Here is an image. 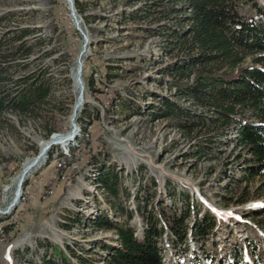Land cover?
I'll list each match as a JSON object with an SVG mask.
<instances>
[{
    "label": "rangeland",
    "instance_id": "1",
    "mask_svg": "<svg viewBox=\"0 0 264 264\" xmlns=\"http://www.w3.org/2000/svg\"><path fill=\"white\" fill-rule=\"evenodd\" d=\"M79 1L82 9L75 0L73 7L88 40L77 28L69 0H0V17L8 14L0 24V37L29 26L47 39L30 61L31 68L47 67L52 81L47 113L48 128L54 131L47 139L33 118L6 115L8 120L0 125L1 211L14 199L25 164L54 135L59 141L71 132L80 93L79 59L86 89L76 119L77 135L54 143L38 161L41 164L32 167L17 205L0 212V264L59 260L54 245L67 252L73 264H105L102 243L115 245L117 236L108 224L96 220L129 224L141 235L146 226L137 197L146 215H156L165 229H170L174 217L191 209L185 219L190 231L187 243L176 249L167 234L161 242L165 264H218L233 245L255 247L258 264H264V172L246 175L245 150L231 140L213 151L210 161L190 157L196 138L186 137L171 119L157 114L165 99H174L172 83L178 80L165 68L185 52L165 44L156 29L175 21L143 14L142 7L153 0ZM256 3L264 6V0ZM240 11L246 16L256 12L252 3L243 4ZM46 50L53 52L42 56ZM102 169L118 173V196L99 186ZM207 212L216 223L202 250L190 233Z\"/></svg>",
    "mask_w": 264,
    "mask_h": 264
},
{
    "label": "trees",
    "instance_id": "2",
    "mask_svg": "<svg viewBox=\"0 0 264 264\" xmlns=\"http://www.w3.org/2000/svg\"><path fill=\"white\" fill-rule=\"evenodd\" d=\"M245 3L253 4L255 15H243L240 10ZM75 4L82 9L79 0ZM145 4L143 14H159L161 21L167 18L175 21L160 24L156 33L164 38L165 44L180 46L185 52L165 68L166 73L178 76V80L172 83L174 99H165L157 114L171 119L172 125L186 137L196 138L190 157L210 161L212 152L222 150L231 140L245 150V174L263 173L264 6L256 0H153ZM7 17L8 14L1 16L0 24ZM46 41V37L29 26L11 29L0 37V125L8 120V113L26 115L33 118L48 139L54 132L48 128L47 113L52 102V81L46 74L47 67L31 68L30 61L36 48L46 45ZM52 52L46 50L42 56ZM248 60L250 64H246ZM93 84L89 80L90 88ZM104 171L100 170L97 178L99 186L109 195L118 196L121 189L118 173ZM26 185L27 179L24 188ZM137 198L138 212L146 226L141 235L129 224H111L101 217L96 220L108 224L117 236L115 245L102 243L107 251L105 264H165V249L161 245L165 235H169L176 249L188 241L190 231L185 219L190 207L184 215L172 219L170 229H165L156 215H146ZM127 214L131 216L132 212ZM215 223L216 217L207 212L191 227L190 235L200 249L204 250ZM11 227L5 228L9 231ZM53 249L59 260L46 257L38 264H73L71 256L59 245ZM76 257L83 262L82 257ZM259 261L255 247L246 250L233 245L218 264Z\"/></svg>",
    "mask_w": 264,
    "mask_h": 264
},
{
    "label": "water",
    "instance_id": "3",
    "mask_svg": "<svg viewBox=\"0 0 264 264\" xmlns=\"http://www.w3.org/2000/svg\"><path fill=\"white\" fill-rule=\"evenodd\" d=\"M69 3L71 4V8H72V14H73V19L74 21L76 22V25H77V28L83 32L82 28H81V24H80V21L77 19V14H76V11L73 7V0H69ZM85 37H86V40H88V36L87 34H85ZM83 54V53H82ZM81 54V55H82ZM79 66L77 68V71H76V81L78 82L79 86H80V96L79 98H76V101L78 102L80 100V103H81V106L83 105L84 103V96H85V92H86V89H85V85H84V82L82 80V73H83V64H82V60L79 59ZM82 101V102H81ZM80 111V110H79ZM78 112H75L73 117H72V120H71V124H72V130L71 132L68 134V135H65L64 138L62 140H59L57 142H54V141H50L48 142V144L46 146H44L43 150L41 149L40 151V154H46L47 155V152L51 149V146L55 143H63V142H67V141H70L72 140L76 135H77V124H76V119L78 117ZM34 165V163L32 165H29L28 167H26L23 172L21 173L20 175V178H19V181H18V184H17V190H16V193H15V197L14 199L11 201V203L8 205L7 209L4 210V211H1L2 213H7L11 208L15 207L22 195V192H23V187H24V182L25 180L27 179V176L28 174L30 173V171L32 170L31 167Z\"/></svg>",
    "mask_w": 264,
    "mask_h": 264
},
{
    "label": "bare ground",
    "instance_id": "4",
    "mask_svg": "<svg viewBox=\"0 0 264 264\" xmlns=\"http://www.w3.org/2000/svg\"><path fill=\"white\" fill-rule=\"evenodd\" d=\"M76 86H77V88L80 90V86H79V84H78V82L76 83ZM79 96H80V93H79ZM79 96H78V98H79ZM85 98V97H84ZM82 102V101H81ZM80 106H81V103H80V100L77 102L76 101V103H75V105H74V111H73V115H74V113L75 112H78V110L80 109ZM73 117V116H72ZM55 137H54V139L52 140V141H54V142H56V141H58V137H56V136H58V135H54ZM60 138V137H59ZM63 138H61V140H62ZM48 144V143H47ZM46 144V145H47ZM45 145V146H46ZM44 148V147H43ZM43 150V149H42ZM43 155L44 154H39L36 158H33V159H31V160H29L26 164H25V166L26 167H28L29 166V164L30 165H32L33 163H34V165L33 166H35L37 163H39L38 161H40L41 159H42V157H43ZM32 161H34L33 163H32ZM39 164H41V163H39ZM63 164V163H62ZM32 166V167H33ZM25 167V168H26ZM32 167H31V169H32ZM78 190H80L79 188H78ZM22 196V195H21Z\"/></svg>",
    "mask_w": 264,
    "mask_h": 264
},
{
    "label": "built area",
    "instance_id": "5",
    "mask_svg": "<svg viewBox=\"0 0 264 264\" xmlns=\"http://www.w3.org/2000/svg\"><path fill=\"white\" fill-rule=\"evenodd\" d=\"M58 165H59V167H63L62 166V160H59ZM49 192H51V191H49Z\"/></svg>",
    "mask_w": 264,
    "mask_h": 264
}]
</instances>
